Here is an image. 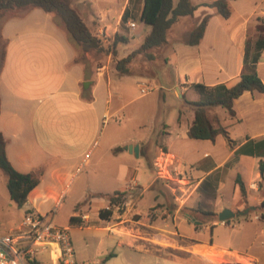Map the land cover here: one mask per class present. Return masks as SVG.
<instances>
[{"label":"crops","instance_id":"1","mask_svg":"<svg viewBox=\"0 0 264 264\" xmlns=\"http://www.w3.org/2000/svg\"><path fill=\"white\" fill-rule=\"evenodd\" d=\"M70 1L105 47L116 34L128 39L118 45L117 55L105 54L100 64L87 62L64 24L42 9L0 14L5 46L0 132L6 139V155L18 172L43 171L21 208L24 216L31 210L59 227L85 230L82 246L70 234L77 264H264V175L260 171L264 94H242L235 100L234 118L222 108L211 109L229 134V138L218 135L214 141L188 136L194 112L185 103L198 100L194 84L232 87L240 81L247 44L251 55L264 37V7L257 9L256 0H235L226 19L203 5L215 0H191L199 6L194 15L181 18L170 29L167 44L153 50V58L138 55L128 65L130 72L123 74L117 69L118 61L139 48L151 31L145 24L142 32L133 34L144 0ZM207 14L211 17L200 43L187 44L190 32ZM131 23L136 24L134 28ZM256 68L264 82V48ZM142 84L154 90L143 95ZM165 84H173V89ZM171 90L179 100L167 104ZM135 106L137 110L131 111ZM140 112L145 115L142 120ZM134 122L135 131L124 130ZM130 146H139L138 156ZM161 152L174 160L179 171L176 181L184 193L174 199L173 213L148 222L143 218L148 211H138V201L132 197L125 201L123 212L118 211L120 206H111L109 198L117 190L126 189L127 196H133L138 188L145 191L156 185L154 169L149 166L152 174H148L134 162L144 158L149 164ZM92 159L89 181H100V186L83 179L85 183L76 185ZM112 184L121 186L107 191ZM94 197L107 203H98ZM200 200L212 202V208H204ZM250 206L256 209L225 224L218 217L197 213L195 218L188 213L201 208L218 215L224 208L238 212ZM107 208L112 213L102 219L99 212ZM60 213L65 219L58 218ZM23 218L0 220V230L5 225L18 228ZM79 247L83 253H78ZM36 262L58 264L48 246L38 250Z\"/></svg>","mask_w":264,"mask_h":264},{"label":"trees","instance_id":"2","mask_svg":"<svg viewBox=\"0 0 264 264\" xmlns=\"http://www.w3.org/2000/svg\"><path fill=\"white\" fill-rule=\"evenodd\" d=\"M231 1L235 0H215L210 4H203L214 9L217 15L229 18L232 15ZM199 6L194 5L191 0H144L141 21L151 27V31L145 37L139 48L131 52L128 56L117 63V69L123 73L130 72L128 65L138 55L153 58L152 51L162 48L168 42L170 29L181 19L192 17ZM28 8H39L47 13H52L61 21L74 43L81 48L82 57H86L91 52L105 53L107 55H117V47L120 43H127L125 36L116 34L111 44L104 46L101 39L86 24L79 10L73 7L70 0H0V14L7 11H16ZM211 15H205L190 32L187 44L197 45L200 43ZM126 18H123V22ZM264 48V37L256 42L255 52L250 55L248 48L245 53L244 67L240 81L232 87L225 84L208 86L205 84H194L192 87L198 94L197 101H187L186 106L194 112V120L189 127L188 136L191 139L214 141L218 135L229 138L227 129L221 125L220 117L212 115L210 110L213 108L224 109L231 118L236 117L234 109L235 100L245 92H258L264 94V82L261 80L256 64L261 59V51ZM5 61V46L0 36V76ZM1 113V95H0ZM180 119V118H179ZM6 139L0 132V169L6 176V184L9 197L18 208H23L28 202V197L40 183L43 171L21 173L18 172L6 155ZM118 148L117 150H119ZM260 171L264 175V162L260 164ZM243 196H246L245 186L240 178L236 181ZM128 194L126 189L115 191L110 196L111 206L124 203V197ZM264 206V202L262 204ZM78 208V207H77ZM189 215L198 217L197 213L207 217H218L217 214L204 211L201 208L196 210L189 209ZM32 213L28 210L26 214ZM112 213V208L100 210L99 215L102 219H107ZM148 212L143 216L145 221L151 222L156 219ZM72 217L71 222L75 221ZM33 264H38L36 261Z\"/></svg>","mask_w":264,"mask_h":264},{"label":"rangeland","instance_id":"3","mask_svg":"<svg viewBox=\"0 0 264 264\" xmlns=\"http://www.w3.org/2000/svg\"><path fill=\"white\" fill-rule=\"evenodd\" d=\"M84 1H86L89 4H95V1H89V0H84ZM233 2L234 1H231V3H233ZM256 3H258V5H259L257 9H260V8L264 7L263 0H256ZM236 6H237V3L235 4V7ZM257 12H259V10H257ZM144 25H145V23H143L141 21H138V26L139 27H138V29L135 32H133V34L138 35L140 32H142V28L145 27ZM185 26H189V23L185 24ZM178 28H179V26H178ZM69 37H70V39H72L70 34H69ZM101 41H102V43L104 42L102 39H101ZM107 43L111 44V41L107 42ZM131 45H133V42H132ZM75 46L77 47V49L79 51V54L82 57L81 48L79 46H77L76 44H75ZM134 47H136L135 44H134ZM104 57H105V53L91 52L85 58H86L87 62L93 63V62H96V61L99 62V60L103 59ZM137 60L138 59H136V61H135L136 63L139 62ZM99 64H100V62H99ZM166 78H169V77L167 76ZM167 84H169V83H167ZM167 84H165V85H167ZM144 85H147V84H144ZM147 86H149V85H147ZM149 87H152V89L154 90L153 86H149ZM166 89H173V84H171L169 86L167 85ZM132 90H133V93H134L133 96H137L139 94L138 91H137V93L135 92L136 86L135 87L133 86ZM154 92H156V91H154ZM167 94H168L167 104L173 103V102H177L179 100L178 98L174 97L175 94H174L173 90H171L170 93H167ZM155 96L156 95H153V96L150 97L151 105L154 104V99L153 98H155ZM132 108H135L137 110L136 106L135 107H131V111H132ZM135 109H134V111H135ZM140 114H141V115H139L141 117L140 120L144 119L145 115L142 116L141 112H140ZM171 117H172L171 120L174 119V121H175L174 124H175L176 123V116L172 113ZM136 124L137 123H135V122L134 123H130V124H128V125H126L124 127V130L127 131V132L128 131L129 132H133V131H135L137 129ZM145 130H150V127L146 126ZM108 156H109V158L111 160L115 159L114 155H112L110 153H108ZM138 162H141V165ZM92 164H93V159H92V163L90 165L88 164L86 166V168L82 171V174L80 175L76 185L77 184L80 185V183H85L86 182V183H89V184L95 183L97 187L100 186V181L99 182H90L89 181L91 179L89 176L91 174L90 173V169H92ZM134 164L137 167H139L140 169L146 170L148 172V174H152V171H151L150 167L152 169H154V171L156 173V177H157V183H155L156 184L155 186L145 189V191H143L142 189L138 188L137 189V193H132L133 196H130V195L127 196L126 195V197H124L123 202L125 203L126 200H128L130 197H132V199L138 201L137 202V207H136L138 211L143 212V213H146L148 211L151 215L155 216L156 218H158V217H163V218L164 217H168L169 214L173 213V210L175 208V205H173V204H174V199L176 198V196L181 194V193L184 194L183 191L180 189L181 185L174 179H162V178H159V176L157 174V171H156V168L154 166V161L150 162L149 163L150 165H149L147 163L146 159L140 158V160L135 161ZM102 168H104V167H101L100 170H102ZM174 177H175V175H174ZM82 179L85 182H82ZM6 181H7L6 176L3 174V172L0 169V220H2L3 222H6L8 220H10V221L18 220L19 221L22 217H24V211L21 208H18L16 205L10 206L12 204V202L10 201L9 191H8V188H7ZM148 181L143 182L142 186L146 187L148 185V183H149ZM95 184H94V186H95ZM76 185H75V187H76ZM120 186H121V184H112V185H107L105 189L107 191L110 190L111 192H113L117 187H120ZM190 187H191V185L188 186V189ZM141 191H143L142 197L139 195V193ZM197 199L198 198H195L194 201H196ZM94 200H96V202H98V203L100 201L103 202L104 204L107 203L106 202L107 199L102 198V197H94ZM194 201H192V202H194ZM200 202H201V204H202V206L204 208H207V209L212 208V205H211L212 202H209V201H206V200H200ZM124 203L119 205L120 206V210H118L119 212H123ZM195 205H197V204H195ZM143 216H145V215H143ZM58 218L65 219V214H61L60 213ZM233 220L237 221L238 219H233ZM171 224H173V223H171ZM185 225L187 226V223H185ZM4 227L2 228V230H0L1 234L10 233V232H17L18 228H19L18 227V228L14 229V230L13 229L11 230V229H7L8 226H6V225ZM173 229H175V228H173ZM69 233L70 234L72 233V236H74V239L77 240L78 246L79 245L82 246L81 242L84 239L83 237H84V234H85V230H84V232H82V231L76 229V230L69 231ZM77 251H78V253H80V252L83 253L84 252L83 248H80V247H79V249H77Z\"/></svg>","mask_w":264,"mask_h":264},{"label":"built area","instance_id":"4","mask_svg":"<svg viewBox=\"0 0 264 264\" xmlns=\"http://www.w3.org/2000/svg\"><path fill=\"white\" fill-rule=\"evenodd\" d=\"M135 25L131 23L130 27L134 28ZM151 90L152 87L144 84L140 87L143 95ZM154 166L159 178L177 180L178 168L165 152L155 158ZM83 218L87 220L86 217ZM69 231V227L53 224L46 215L33 212L25 214L17 232L0 233V264H33L38 250L45 246L50 248L51 258L58 264H77Z\"/></svg>","mask_w":264,"mask_h":264},{"label":"water","instance_id":"5","mask_svg":"<svg viewBox=\"0 0 264 264\" xmlns=\"http://www.w3.org/2000/svg\"><path fill=\"white\" fill-rule=\"evenodd\" d=\"M129 150L131 152H134L138 156L139 152V146H130ZM256 208L254 206H250L245 208L244 210L234 212L229 208H224L221 212L218 214V221L219 222H227L230 221L236 217H243L248 215L251 211H254ZM195 221V219H193Z\"/></svg>","mask_w":264,"mask_h":264}]
</instances>
